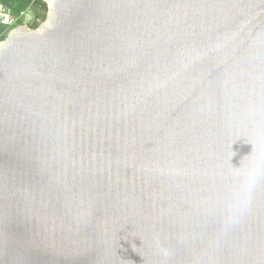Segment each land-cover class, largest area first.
<instances>
[{
	"label": "water",
	"instance_id": "1",
	"mask_svg": "<svg viewBox=\"0 0 264 264\" xmlns=\"http://www.w3.org/2000/svg\"><path fill=\"white\" fill-rule=\"evenodd\" d=\"M0 264H264V0H53L13 29Z\"/></svg>",
	"mask_w": 264,
	"mask_h": 264
},
{
	"label": "built area",
	"instance_id": "2",
	"mask_svg": "<svg viewBox=\"0 0 264 264\" xmlns=\"http://www.w3.org/2000/svg\"><path fill=\"white\" fill-rule=\"evenodd\" d=\"M33 3H39L45 11H48L52 5L53 0H32ZM27 19L28 15L24 13L23 15H15L12 11L0 4V43L3 42L2 39L8 36L10 32L18 27V23L21 19Z\"/></svg>",
	"mask_w": 264,
	"mask_h": 264
},
{
	"label": "trees",
	"instance_id": "3",
	"mask_svg": "<svg viewBox=\"0 0 264 264\" xmlns=\"http://www.w3.org/2000/svg\"><path fill=\"white\" fill-rule=\"evenodd\" d=\"M0 4L9 8L13 14L19 15L22 12L34 8V9H39L41 8V11H45V9H42L43 7L39 3H33L32 0H0ZM38 19H42L45 21L46 17L42 12L37 13ZM33 29L36 28V26L32 27ZM7 36H5L2 41H5Z\"/></svg>",
	"mask_w": 264,
	"mask_h": 264
},
{
	"label": "rangeland",
	"instance_id": "4",
	"mask_svg": "<svg viewBox=\"0 0 264 264\" xmlns=\"http://www.w3.org/2000/svg\"><path fill=\"white\" fill-rule=\"evenodd\" d=\"M39 12H42V14L45 15V17H46L45 21H43L42 19H38L37 13H39ZM24 13H26L28 15V18L26 20L24 18L21 19L19 21V23H18L19 24L18 27H20V26H27V27L31 28L32 30H37L39 28V26L42 23L46 22L47 19H48V11H43V10L41 11V8H39V9L38 8L37 9L30 8V9L22 12L19 15L21 16ZM33 26H36V28L33 29L32 28Z\"/></svg>",
	"mask_w": 264,
	"mask_h": 264
}]
</instances>
